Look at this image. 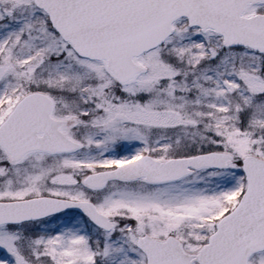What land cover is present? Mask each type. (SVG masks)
<instances>
[{"label": "snow or ice", "instance_id": "snow-or-ice-1", "mask_svg": "<svg viewBox=\"0 0 264 264\" xmlns=\"http://www.w3.org/2000/svg\"><path fill=\"white\" fill-rule=\"evenodd\" d=\"M0 264H264V0H0Z\"/></svg>", "mask_w": 264, "mask_h": 264}]
</instances>
